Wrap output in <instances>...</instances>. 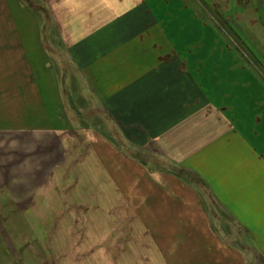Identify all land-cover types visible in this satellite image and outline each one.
<instances>
[{"label":"crops","instance_id":"0c3cea01","mask_svg":"<svg viewBox=\"0 0 264 264\" xmlns=\"http://www.w3.org/2000/svg\"><path fill=\"white\" fill-rule=\"evenodd\" d=\"M45 4L57 33L56 48H46L33 19L38 46L21 44V49H37L41 77L52 81L61 99L60 74L48 56L63 50L86 87L91 118L101 117L116 141L105 146V159L87 142L86 155L69 163L75 173L31 179L0 174L5 188L9 183L6 192L13 182L28 181L48 183L41 184L39 193L51 188L67 192L61 198L70 200L62 201L68 206L60 200L53 213L81 214L82 222L56 216L51 241H101L103 249L110 244L108 254L116 245L113 252L122 255L118 261L143 260L126 254L118 241H142L149 264H264V90L259 79L249 77L231 51L190 46V38L204 40L206 33L188 19L192 13L187 8L167 10L158 0ZM7 5L11 10L18 6L25 19L32 15L22 0H8ZM178 14L192 30L164 34L162 27L176 24ZM193 67L213 69L211 79L189 78ZM122 116L132 126L140 124L139 133H150V142L125 138L118 122ZM69 139L76 140L74 135L55 137L63 152L71 150L72 140L65 142ZM82 161L93 172L85 173ZM123 163L132 164L131 172L124 171ZM219 214L228 220L232 235L223 232Z\"/></svg>","mask_w":264,"mask_h":264},{"label":"rangeland","instance_id":"374dc122","mask_svg":"<svg viewBox=\"0 0 264 264\" xmlns=\"http://www.w3.org/2000/svg\"><path fill=\"white\" fill-rule=\"evenodd\" d=\"M6 1L8 2L0 0V174H10L14 175L13 177L25 175L31 179L39 174L50 175L49 173L53 172L75 173L77 171L69 163L76 157L83 158L84 153L86 155L87 142L89 146L93 143L95 151L102 155L100 157L108 158L105 146L111 145L116 139L101 117L91 118L88 111L93 104L85 98L86 87L79 73L76 75L77 72L73 71L63 50L61 53L58 49L54 53H49L48 60L54 62L60 74V90L64 101L60 95H56V91L53 92L52 81L41 77L44 70L40 69L41 59L38 60L35 52L37 49L31 51V46L28 47L31 52L21 49V44L33 45L36 42L38 46V40L34 41L35 34L32 31L33 19L37 20L35 23L38 26H35V29L42 32V42L46 48L55 49L57 46V33L54 31L52 20L43 11L46 7L45 0H22L32 12L30 13L32 15L28 16L29 19L24 18L25 14L18 6L13 5L11 10ZM158 2L167 4L166 7H161L167 10L173 8L178 12L187 8L193 14H190L188 19H193L195 27L206 33L204 40L190 38L189 45L215 46L231 51L237 61L248 68L249 77L259 79L258 83L264 90V0H158ZM176 16L180 20L174 25L172 23L169 28L162 27L164 34L167 35L172 29L192 30V25L189 26L187 20H184L185 16L179 14ZM159 25L157 28H160ZM166 25L164 22L163 26ZM20 29L23 31H19ZM16 40L18 44L10 46ZM44 62L45 60L41 61L42 64ZM189 72V78L205 80L211 79L214 70L193 67ZM97 103L100 105L98 101ZM122 117L123 123L121 120L118 122L120 127H123L125 138L128 136L127 138L134 140L136 137L140 138L139 141L150 142V133H139L140 124L132 126V120ZM66 135L72 138L74 135L76 140L65 141L68 143L72 140L68 145L71 150L65 149L63 152L62 145L58 146L57 140ZM248 136L253 138L251 134ZM52 141H55L56 146H53ZM108 150H111V147ZM52 152L54 157L51 158ZM68 153L72 156L66 158ZM61 163L64 164L62 166L65 171L60 166ZM83 163L84 161L82 165ZM130 165L132 164L123 163L125 172H131ZM83 167L85 173L93 172L88 166ZM179 172L184 173L180 170ZM4 183L0 181V264H149L146 260L148 254L143 252L147 246L143 245L142 241L141 243L135 241L136 244L133 241H118L119 244H123L126 254L131 256L134 253L143 259L137 262L118 261L122 255L113 252L116 249L115 242V248L112 246L111 253L108 254L107 247H111L110 244L103 249L101 241H51L52 219L56 216L58 219L64 217V220H73L72 222L77 224L82 222L78 219L82 217L81 214L53 213L60 200L66 209L70 201L66 199L68 193L52 188L39 193L41 190L39 187L43 188L41 184L48 183L29 181L22 184L13 182L10 192H6L9 183L6 184V188ZM45 196L51 198L44 201ZM62 196L67 197L61 198ZM76 198L77 196L72 199ZM87 201H90V197ZM80 209L85 208L82 206ZM94 216L91 215L92 219ZM71 217L73 218L70 219ZM219 220L223 232L232 235L234 231L231 225H226L228 223L226 217L219 214Z\"/></svg>","mask_w":264,"mask_h":264}]
</instances>
